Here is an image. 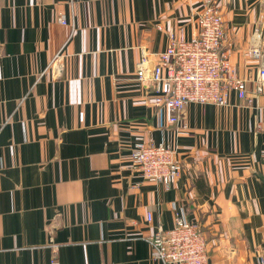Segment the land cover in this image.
I'll return each instance as SVG.
<instances>
[{"label":"crops","instance_id":"0c3cea01","mask_svg":"<svg viewBox=\"0 0 264 264\" xmlns=\"http://www.w3.org/2000/svg\"><path fill=\"white\" fill-rule=\"evenodd\" d=\"M205 1L0 0V264H161L148 239L182 216L208 264L264 259V0H215L251 103L188 104L186 128L155 104L157 55ZM136 137L175 150L170 187L133 165Z\"/></svg>","mask_w":264,"mask_h":264},{"label":"built area","instance_id":"2783aa9c","mask_svg":"<svg viewBox=\"0 0 264 264\" xmlns=\"http://www.w3.org/2000/svg\"><path fill=\"white\" fill-rule=\"evenodd\" d=\"M199 18L198 28L190 39L183 35H170V44L157 55L158 63L151 70L152 90L155 92V104L165 107L173 125L183 123V110L188 104L216 105L227 107L232 92L239 100L251 103L246 81L230 73L229 56L222 51L225 30L222 10L215 0L205 1ZM253 56L260 52L253 50ZM143 61L137 75L146 81ZM263 83L255 85L254 94L264 93V67L261 70ZM132 163L141 172L147 182L170 187L180 176L181 165L177 153L169 145L146 144L144 139L136 137L132 147ZM151 220V214L147 216ZM153 261L161 264H208V240L199 225L186 217H177L171 229L158 230L148 239ZM50 264H60L56 255ZM264 264V259H258Z\"/></svg>","mask_w":264,"mask_h":264}]
</instances>
